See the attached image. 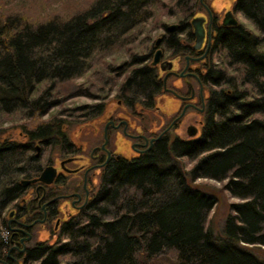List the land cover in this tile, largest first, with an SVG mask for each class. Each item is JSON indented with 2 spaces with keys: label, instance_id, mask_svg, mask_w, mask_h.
Listing matches in <instances>:
<instances>
[{
  "label": "trees",
  "instance_id": "1",
  "mask_svg": "<svg viewBox=\"0 0 264 264\" xmlns=\"http://www.w3.org/2000/svg\"><path fill=\"white\" fill-rule=\"evenodd\" d=\"M154 1L92 0L74 13L39 20L18 7L0 12V114L18 112L28 121L18 125L20 135L0 128V228L6 205L23 189L20 176L42 169L36 145L72 151L65 119L45 116L63 99L61 83L123 42L151 16ZM179 5L185 23L198 0ZM235 6L254 26L215 25L222 60L213 59L203 77L209 96L199 135L161 139L140 157L113 164L89 204L63 220L59 240L28 246L23 264H150L169 250L173 264H264L249 248L264 245V0ZM145 57L135 53L121 63L134 65L120 84L128 105H154L157 78ZM101 105L69 109L87 122ZM183 157L193 162L186 172ZM199 178L224 181L222 189L239 199L230 204L221 235L206 224L217 198L193 184ZM3 239L0 233V252Z\"/></svg>",
  "mask_w": 264,
  "mask_h": 264
},
{
  "label": "flooded vegetation",
  "instance_id": "2",
  "mask_svg": "<svg viewBox=\"0 0 264 264\" xmlns=\"http://www.w3.org/2000/svg\"><path fill=\"white\" fill-rule=\"evenodd\" d=\"M213 1L198 0L193 11L197 12L194 16L204 17L205 35L198 45L191 23L180 21L172 29L170 24H163L158 43L155 38L150 52L146 53L144 62L151 66L157 78L153 106L128 105L123 101L120 92V84L126 78L123 72L118 88L109 95L111 102L106 103V97L100 101L99 114L85 123L93 142L86 139L78 145L72 144V151L59 155L53 164L56 176L51 183L35 181L23 185L19 179L23 189L3 211L6 234L2 235L5 245L0 252V264H23L27 247L39 240L36 239L39 232L42 234L46 228L56 231L64 220L61 210L69 218L89 204L102 184L103 173L113 164L140 157L161 139L169 142L177 137L199 135L209 96L203 77L213 60L215 25L223 24L226 10L239 11L235 6L237 0L218 2L220 5L215 6ZM154 48H160L161 56L153 64ZM140 110L153 113L151 126L142 123L144 116L140 117ZM190 126L195 127V134H189ZM180 130L183 134H178ZM70 185L71 190L67 189Z\"/></svg>",
  "mask_w": 264,
  "mask_h": 264
},
{
  "label": "rangeland",
  "instance_id": "3",
  "mask_svg": "<svg viewBox=\"0 0 264 264\" xmlns=\"http://www.w3.org/2000/svg\"><path fill=\"white\" fill-rule=\"evenodd\" d=\"M91 1L92 0H8L7 6L18 7L19 9L28 12V14L30 13L32 19L36 18L39 20L43 17L49 16L53 12H60L62 14L74 13L83 9ZM177 1L178 0H155L151 5V16L135 26L131 32L129 31L126 34V37H124L123 42L115 44L107 53L94 57L92 67L85 71L81 76L73 78L70 82L66 81L61 83V95H63V99L60 101V104L51 108L45 116H60L65 119V130L71 144L77 143L76 145H78L86 139L91 142H93V140H90L91 130L88 132L86 124H84L85 119L76 115L78 114V111L75 112L69 108H79L77 106L91 105L96 102L105 101V97L106 99L110 98L109 95L115 92L120 84V80L123 78L122 73L124 72V74L127 75L130 68L134 66L128 65L127 69V64L125 63L121 66V63L123 64V62L130 61L132 55L135 53L146 54L147 52H150L153 41L161 32H163V24L177 23L183 18L185 14V9L183 10V7L186 3L184 6L180 7L179 2H191V0ZM226 1L228 0H214L212 4L214 6L220 5L217 4L218 2H223L225 4ZM218 7L220 8V6ZM196 13V11L192 13L190 11L187 18L183 20L185 22H190L191 18ZM234 15L238 21L245 26L250 28L254 26L242 12L236 11ZM213 59L216 62H221L222 55L219 48L214 49ZM76 85L80 86L79 90L75 88ZM108 102L111 101L108 99L106 100V103ZM20 114L18 112L0 114V128H5L8 131H13L15 134L18 133L20 135L22 129L18 125L27 120L22 118ZM70 114H73V116ZM152 114L151 112L146 113L140 110V117L142 115L144 116L141 119L144 125L151 126L150 122L153 118ZM182 131L183 130H180L178 134H183ZM38 152L40 153L39 158L42 168L46 164H54L55 159L59 155L66 154L61 149L59 150V147L54 145H43L42 149L39 147ZM180 162L184 171L193 164V162H190L185 157H183ZM20 178L23 177L20 176ZM223 182H218L211 178H199L193 182V184L198 185V187L215 193L217 201L210 210L206 221V224L215 235H221L223 233L224 220L230 212V204L239 200L238 198L231 196L227 190L222 189ZM71 186L72 185L67 189H70ZM61 211L63 212V210ZM61 213V218L67 219L66 213ZM72 213H74V211ZM58 230L59 227L56 231L46 228L42 231V234L39 232L36 239L49 237L48 242L51 243L57 241L59 240ZM0 233L4 236L6 234V229L1 227ZM249 248L256 254L264 257V245L249 246ZM168 255L170 256L169 259ZM172 261H174V252L169 250L150 264H173ZM139 264H145V261L142 259Z\"/></svg>",
  "mask_w": 264,
  "mask_h": 264
},
{
  "label": "water",
  "instance_id": "4",
  "mask_svg": "<svg viewBox=\"0 0 264 264\" xmlns=\"http://www.w3.org/2000/svg\"><path fill=\"white\" fill-rule=\"evenodd\" d=\"M204 17L202 16H193L190 20V23L193 28V33L195 36V44L198 45L204 38L205 35V29L202 24ZM222 23L225 25H235L239 23L238 19L235 17L234 12L232 9H228L224 12V15L222 17ZM177 24L172 23L170 24V29L174 28ZM155 43H158V38L156 39ZM161 56V50L160 48H156L153 57H152V63H157ZM196 129L193 126H190L189 134H195ZM39 145L36 146V152L35 155H38L39 152ZM56 176V167L53 164H46L42 170L39 172L37 176L31 177V178H21L20 181L23 185H26L28 183H33L35 181H41L44 183H51Z\"/></svg>",
  "mask_w": 264,
  "mask_h": 264
},
{
  "label": "clouds",
  "instance_id": "5",
  "mask_svg": "<svg viewBox=\"0 0 264 264\" xmlns=\"http://www.w3.org/2000/svg\"><path fill=\"white\" fill-rule=\"evenodd\" d=\"M7 8V5L5 4V0H0V12L5 11Z\"/></svg>",
  "mask_w": 264,
  "mask_h": 264
}]
</instances>
